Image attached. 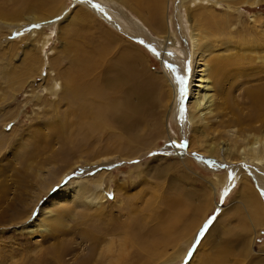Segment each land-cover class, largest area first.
I'll return each instance as SVG.
<instances>
[{"label": "rangeland", "instance_id": "rangeland-1", "mask_svg": "<svg viewBox=\"0 0 264 264\" xmlns=\"http://www.w3.org/2000/svg\"><path fill=\"white\" fill-rule=\"evenodd\" d=\"M109 1L145 35L110 23ZM124 1L136 5L135 0H0L5 12L0 13V264H264V162L227 159V138L219 155L197 143L181 157L173 148L174 139L188 146L202 137L196 133L200 125L184 123L185 103L177 107L175 101L176 77H186L188 84L192 70L178 0H157L159 31L145 23L146 13L141 18L123 8ZM227 1L233 8L198 12H206L204 18L213 12L226 23L225 34L215 40L230 36L243 63L223 74L224 89L238 81L230 90L232 105L251 115L248 90H264V0L257 8L249 4L252 9L240 0ZM168 24L177 50H168L162 63ZM45 34L50 37L43 47ZM124 54L135 61L136 87L143 89L134 106L129 103L143 112L133 130L137 137L114 120L96 119L98 103L85 94L102 74L97 66H111ZM65 74L81 85L77 92L65 85L58 89L64 99L56 103L51 89L54 80L64 84ZM130 86L117 94L119 101ZM84 104L91 106L92 119L81 115L88 108ZM244 124L264 131V123L254 119Z\"/></svg>", "mask_w": 264, "mask_h": 264}, {"label": "bare ground", "instance_id": "bare-ground-1", "mask_svg": "<svg viewBox=\"0 0 264 264\" xmlns=\"http://www.w3.org/2000/svg\"><path fill=\"white\" fill-rule=\"evenodd\" d=\"M129 1L132 2L131 0ZM135 1L136 5L135 2L133 3V5L127 4L124 1L123 8L126 7L130 12L135 13L138 16L141 12L146 13L147 16L145 23L150 27L154 25L156 30H158L157 28L161 26L162 20L160 19L161 6L158 4L157 0ZM257 1L259 0H240V5L248 9L257 8L255 5ZM249 4L252 6V8L248 7ZM106 5L107 11L111 16H113V21H110V19H107V17L106 19L103 18L104 20H106V22L109 23L110 21V23L112 22L113 24L120 23V25L122 24L123 28L130 34H133L135 32L139 35L144 34L137 23L133 22L129 18L128 20L125 14L124 17L119 16L117 11H115L114 8L112 9V6L115 7V4H113L112 1L106 3ZM220 7H226L227 10L233 8L232 6H230V1L227 0H178L177 2L176 8H178L179 10L178 21L181 25L180 28L185 31L188 36V45L190 48L192 59V70L185 92L187 93L186 100L181 98L179 90L175 95V101L177 102V107L179 104L182 105L185 103V106L183 108H185L186 110V120H184V123L186 125L188 124L187 126H191V124L200 125L201 127L199 128V132H196V130L195 132L200 133L202 137H200L201 139L198 140L196 136L193 137L194 141H188V146L186 148L180 147L181 143L178 141V139H174L172 141V144H176V146L174 145L173 148L179 157H181L182 152L192 149L193 144L196 143L198 146L200 145L201 147H205V151L209 155L213 154L214 152L216 155H219L221 151V147L219 146L223 144L221 140L227 138L225 141L230 143L229 146H227L229 150L226 149L227 159H236L240 160L241 162L250 159L251 161L255 162L254 165H257V163L259 164L264 162V131L261 128H258L257 131H253L251 125H246L244 123L249 122V120L253 119L255 121H259L260 123H264V90L260 88L252 90L249 89L248 93L246 94L245 101H247V103H249L251 107H254L255 114L251 113V115H245L241 109L238 110L233 107L231 101L232 91L230 92V90H234L239 85L238 81H235L239 75L235 78V82L229 85L226 91L224 89L226 81L222 76L229 69L236 71L241 67L243 61L239 57L240 55H238L237 50L233 48L230 36L227 38L228 40L225 39L224 42L215 40L217 35L225 34L224 27H227L226 23L223 22L221 24L220 22H218L216 20L217 17L213 12L207 14L208 18H204L206 12H198V10L202 11V9L205 10L207 8H212V10L215 12L216 9H220ZM122 9H120V11L124 13ZM150 9V13H147V11H149ZM12 11V13H18L20 10L16 9ZM0 13L3 14L5 12L1 10ZM140 17L142 18V15H140ZM30 18L32 19L31 23L35 24L36 22H38L37 20L33 19L34 17ZM124 18L126 19V21L124 20ZM21 25L24 24L20 23L19 26ZM50 30L55 31V28L52 27L50 28ZM34 33L35 31L32 30L30 32V36H33ZM52 35L53 32H51L50 36ZM50 36L45 34L44 42L42 44L43 47L46 45L47 40ZM109 39L110 37H107V40ZM170 42L172 43L170 44ZM176 44L175 33L171 31L170 24H168L166 44H162V48H160L161 52L159 54V59L162 63H165V55L167 54L168 50H172L174 48L176 49ZM116 46L117 44L114 45V47ZM218 46H220V48L222 47L224 52L218 53L212 58H208L207 54L211 51L215 52V49H217ZM125 55L126 54L116 58L111 66H104L99 64L97 67L98 69H100V72L102 70L101 76L93 81H90V86H87V92L82 93H85L86 95L88 94L90 103H98L97 107L99 110V114L94 115L96 119L107 118L109 120H114L115 123L118 124V126L123 131L127 132L128 134H132L135 126H138L137 123L139 124L141 122L140 119L143 113L140 107H132L134 106L133 101L136 100L137 96L140 99L143 89L139 86L136 87V80H138V78L136 79V69L132 65L135 61L133 60V58H129ZM262 72L264 73V70H262ZM87 75L88 74L86 71V73L83 74V77H86ZM245 75H247L246 78H249L251 74L248 75V73H246ZM62 80L64 84L61 85L56 80H54L55 85H53V88L51 89V96H57L56 101H59L56 103H60V101L62 102V99H64H60L59 95H57L58 89L63 90L65 85L67 86L66 90L68 92H77L81 85L79 82H77L76 79H74V76L71 77L65 74V77H62ZM83 80L85 79L83 78ZM101 83L102 85L104 84V95L102 93ZM127 83L131 84L130 89L124 101H119V99L117 98V94H119V92ZM84 84L85 82L83 83V85ZM83 85L81 87L84 88ZM171 87L174 94V88L172 85ZM93 94H95L96 97ZM130 102L132 106L129 104ZM121 106L124 108L132 107L133 109H128V111L125 112L122 108H120ZM85 107L87 108L88 105H86ZM90 107L87 108V111H85L86 113H80L87 119H92V113L89 112L92 109H89ZM73 113L74 112H72V114ZM61 122L63 123V120H61ZM233 125L237 127L236 132L232 131V133H230V130L219 132L217 131L220 127L225 128L231 127ZM244 125L248 127V132H245L246 129L243 127ZM59 126L57 128H59ZM60 127L63 129L64 125H61ZM135 132L132 134V136H134ZM253 169L257 172L259 171L255 168V166L253 167ZM89 203L91 204L92 200H89ZM165 226L166 225H164L163 227ZM148 245L149 244H147V246Z\"/></svg>", "mask_w": 264, "mask_h": 264}, {"label": "snow or ice", "instance_id": "snow-or-ice-1", "mask_svg": "<svg viewBox=\"0 0 264 264\" xmlns=\"http://www.w3.org/2000/svg\"><path fill=\"white\" fill-rule=\"evenodd\" d=\"M36 26H38V25H34V27H36ZM169 68L172 71H175V69H172V66L171 65H169ZM176 80L178 81V83L180 85V96H181V98H183L184 95H185V92H186V87H187L186 77H184V76H177L176 77ZM173 143H175V142H173ZM180 147L186 148L187 147V144L186 143H181L180 144ZM226 193H227V190L225 191V194ZM261 194L264 195V192H262ZM214 219H215V216L209 218V220L206 222L204 228L201 229L200 236H202L204 234V232L207 231L208 224H210ZM197 243H199V239L197 240Z\"/></svg>", "mask_w": 264, "mask_h": 264}]
</instances>
